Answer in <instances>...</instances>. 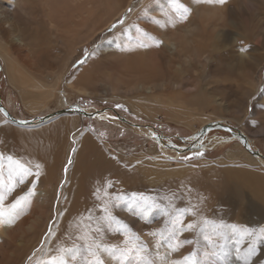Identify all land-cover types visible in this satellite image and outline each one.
<instances>
[{
	"label": "rangeland",
	"instance_id": "1",
	"mask_svg": "<svg viewBox=\"0 0 264 264\" xmlns=\"http://www.w3.org/2000/svg\"><path fill=\"white\" fill-rule=\"evenodd\" d=\"M192 1V7H196L195 3L201 0ZM240 2V0L229 1L230 22L222 26L224 34L233 38L235 42V45L228 49L230 52L257 53L264 59V0H244L242 4ZM181 5L191 10V6L183 1ZM181 5L177 6L172 0L168 1V9L177 7L176 11L179 15H181L180 8L183 11ZM133 9L134 6L131 10L129 9L124 18L116 19L115 23L93 40L78 46L77 53L72 56L63 72L61 70L55 75L58 79L57 86H59L56 88L57 94L62 95L64 91L70 92L67 84H70V81L82 72L90 61L98 59L104 51L110 52L109 48L117 43L121 32L130 33L127 23L133 19L131 18ZM177 19L180 22L185 20V18ZM150 21L157 22L154 18ZM242 22L248 25V32L252 31L249 33L253 40L246 39L245 45L241 42L242 38L237 35L241 32L238 28ZM139 33L146 35L148 39L131 37V44L140 45V42H143L142 44L151 45L148 41H154V43L162 41L160 37L149 39L148 31L142 28ZM214 47L210 46L207 53ZM230 56L232 53H226L223 56L216 54L215 57L218 59L209 63L213 66V73L210 69H206L193 78H189L188 75L184 78L183 75L182 84H191L200 80L208 81H205L206 84L203 82L204 86L209 84V90H203L200 96L204 102L203 107L197 112L194 111V107H199V105L195 106L197 95L191 96L189 93H184L176 97L173 95L174 89L168 92L160 89L154 96H146L143 91L133 94L123 91L113 94L110 91L102 94L100 88L97 89L100 92L99 95L93 97L77 91L64 96L57 95L58 104L47 105L32 111L27 105L25 106L17 90L9 81L7 62L11 55L0 52V96L2 106L7 108L13 118L36 120L74 105L83 107L91 114L102 112L100 116L102 118L65 115L42 125L26 127L13 125L14 123L0 111V153H3L5 157L8 155L15 157V155L12 150L9 152L6 148L3 149L6 145L4 136L7 137V145L14 143L11 140L13 137L21 146L15 134L19 131L36 130L59 119L80 120L73 133L76 141H71L68 135L65 136L66 140L60 141L64 153L59 161L50 163L48 167L42 166L38 179L34 176L26 178L9 195L5 207L16 198L26 196L33 190V184H35V195L31 197L27 211L14 223H7L5 220L4 223H0L1 225L18 226L20 219L28 216L32 209L41 216L40 221L36 220V226L31 233L17 237L19 239L17 244L7 241V237L0 235V243L10 250V257H12L10 260L13 264H51L50 257L56 254L57 249L52 246L54 245L53 236L59 223L68 217L65 212L72 208L74 196L80 201L84 196L83 174L74 172V168L78 163L76 156L79 137L86 132L95 135L98 138L97 141L106 147L104 152L112 160L113 166L106 171L104 177L95 175L89 181V188L94 193L92 204L89 207H81V212L76 219L72 220L71 227L76 226L78 229L77 225H80L82 226L80 229L85 231L88 227L93 230L95 227H101L103 228L102 236L98 235L97 239L107 245L123 248L126 240L137 245L144 244L147 246L145 255L155 261V264H161L159 257H166L167 264H171L172 261H176L177 264H192L194 259L204 264L206 259L204 253L210 249L216 251L218 255H209L207 264H217V262L264 264V200L254 198L253 195L256 194L252 190L253 187L248 188L245 183L235 180L231 174V172L243 174L245 170L264 180V162L248 152L244 144L233 138L231 133L222 130L210 131L202 143H197L202 145L204 143L208 147L203 146L198 150L186 151L184 154H178L172 148V146L185 148L189 144H196L197 140L192 138L194 134L200 132L207 123L221 122L234 132H236L234 129L241 131L248 138L253 152H259L264 158V123L261 122L264 120V64L256 74L257 76L255 75L257 78L253 76L244 87L239 84L241 76L236 68L228 70L218 67L224 63L225 58ZM12 57L17 55L12 54ZM166 58L171 59L167 54ZM227 73L230 76L229 80L225 75ZM251 81L252 84H258L256 92L249 98L247 106L237 112L236 110H241L240 95L227 93L228 87L236 85L247 88ZM136 95L140 96L139 101L135 100ZM105 115L107 116L104 118ZM213 115L216 116L213 117ZM194 116L196 120L193 122L190 119ZM210 117L212 121L203 122ZM121 119L135 126L124 124ZM9 126L13 128V133H10ZM85 128L87 130L78 135ZM154 135L164 136L167 139H158ZM225 140L230 142L223 143ZM200 153L203 154L200 155ZM140 165L160 172L163 181L151 183V180L155 178L152 179L151 175L145 177L138 175L132 178L131 175L125 174L133 172L134 169L141 167ZM4 166L6 172V160ZM170 171H178V173L165 177V174ZM206 177L214 178V180L211 178L208 180ZM167 180L172 183L162 185L168 182ZM78 181L82 182L81 191L77 188ZM130 184L142 185L133 187ZM222 188H225V193L220 196L223 193ZM140 196L149 198V201L153 202L152 207L142 206L139 201ZM105 207L110 209L113 219L110 224L98 226L96 216L95 222L93 220V211L101 212L98 218L102 219L105 215L103 211ZM188 209L195 210L196 215L187 212ZM127 212H129L128 216ZM177 221H182L184 225L195 222L196 227L192 230H181V225L176 223ZM45 223L47 227L41 237L40 231ZM220 225L223 226L219 229L224 233L223 238L217 235V226ZM66 231L71 236V243H82L76 240V235L71 231ZM161 231L165 233V239L157 247L159 237L152 233ZM136 236L139 237L138 241L134 239ZM177 241H188V243H182L177 251H172L170 244ZM217 242L222 247L213 249L212 246ZM71 243L63 245L70 246ZM164 249L169 255L164 254ZM13 251L19 252L13 255ZM2 257L3 251L0 250L1 264L4 263ZM112 264H118V262L114 260Z\"/></svg>",
	"mask_w": 264,
	"mask_h": 264
},
{
	"label": "bare ground",
	"instance_id": "2",
	"mask_svg": "<svg viewBox=\"0 0 264 264\" xmlns=\"http://www.w3.org/2000/svg\"><path fill=\"white\" fill-rule=\"evenodd\" d=\"M168 1L0 0V52L5 55H11L7 62L10 83L17 90L25 106L27 105L32 111H36L47 105L58 104L57 95L60 94L56 92V88L59 86H57L58 79L55 75L61 70L63 72L72 56L77 53L78 46L93 40L97 35L103 33L111 24L115 23L116 19L124 18L129 9L131 10V7L134 6L131 17L133 19L127 23L130 33L121 32L117 43L109 48L110 52L104 51L98 59L90 61L88 66L72 79L70 84H67L70 92L77 91L78 93L81 92L93 97L99 95L98 93L100 92L97 89L100 88L102 94H107L110 91L113 94L120 91L129 94L143 91V94L146 96H154L160 89L165 92L174 89L173 95L176 97L184 93H189L191 96L197 95L195 106L199 105V107H194V111L197 112L203 107L202 103L204 102L200 96H202L203 90H209V84L203 85V82L206 84L205 81L207 80L182 84L183 75L184 78H186V75L189 78H193L194 76H199L206 69H210L213 73V66L209 63L218 59L215 57L216 54L223 56L226 53H232V56L225 58L224 63L218 65V67L228 70L233 67L236 68L241 76L239 84L246 87L249 80L262 69L264 59L257 53L247 54L244 51L240 53L237 51L230 52L228 49L232 48L235 42L233 38L224 34L222 26L230 22V0H225L223 4L217 3L216 0H201L195 3L196 7H192V0H178V2L172 0L177 6H180L182 1L191 6L190 12L185 14L186 18L182 22L177 19L183 18L176 11L177 7L168 9ZM240 1L244 2V0ZM182 12L180 8V13ZM151 18H154L157 22L151 23ZM244 24L245 22L240 23L238 29L241 32L237 35L242 38L241 42L245 45L246 39H253L249 33L252 31L248 32V25ZM141 28L148 31L147 35L150 37L149 39L162 38L159 45L154 43V41H148L151 45L147 47L131 44V37L141 40L148 39L146 35L139 33ZM142 43L140 42V44ZM210 46L214 48L207 53V49ZM12 54H16L17 57H12ZM166 54L171 57L170 60L166 58ZM5 57L7 58V56ZM192 60L194 62H191ZM59 75L61 74L59 73ZM225 75L227 80H229V73ZM250 83V86L247 88L236 85L228 87L227 93L231 95L237 93L240 95V109L247 106L249 98L256 92L258 84H252V81ZM70 92L64 91L60 96L68 95ZM135 100L139 101L140 96L136 95ZM71 107L57 110L54 113L46 115L43 120L40 119L38 121L36 119L33 120L32 124L26 125L18 122L26 120L13 118L7 108L0 104V109H2V112L9 121L14 123L13 125L17 124L26 127L42 125L65 115H77L81 117L82 114L80 113L85 112L83 107L79 105L76 108H79L78 111L80 113L71 112ZM236 111H242V109ZM195 116L190 120L194 122L196 120ZM121 120L122 123L133 127L131 123L125 122L123 119ZM210 120L212 121L211 117L203 120V122L207 123ZM78 122L80 120L77 118L59 119L36 130L19 131L15 134L18 136L21 146L17 144V141L13 137H11V140L14 142L11 144L12 146L7 145V137L4 136L6 145L3 149L6 148L9 152L12 150L16 158L30 163L33 168L37 163L43 167H48L50 163L58 162L64 153L60 141L66 140V135L69 136L71 141H76L73 133ZM261 122L264 123V120H261ZM86 130V128L85 130H81L78 135ZM9 131L13 133L11 126H9ZM2 133L4 135L3 131ZM97 139L95 135L89 132L83 133L79 137L76 156L78 163L74 168V172L83 174L84 196L81 201L74 196L72 208L65 212V215H68V217L61 220L53 236L54 241L52 243L54 245L49 241L50 245L54 247L71 243V239H69L71 236L66 230L71 231L76 236L81 231H85L76 229V226L71 227V222L79 216L81 207H89L92 204L94 193L89 188V181L95 175L104 177L106 171L113 166L112 160L104 152L106 147L99 143ZM200 145L189 144L185 148H190L187 150L191 151V148H198ZM203 146L208 147L204 143L201 147ZM176 152L178 154L186 153V151L179 150ZM254 155L264 162L262 154L256 152ZM142 167L143 169H141ZM170 172H167L165 177L178 173V171ZM243 172V174L233 172L231 174L235 180L245 183L248 188L253 187L252 190L256 194L253 195L254 198L264 200V180L259 179L256 175L254 176L252 172L245 170ZM45 173L48 174L47 171ZM125 174L131 175L132 178H136L138 175L141 177L151 175L152 179L154 177L158 179L154 178L151 180V183L163 181L160 172L144 168V165L134 169L133 172H126ZM207 178L209 180L211 177ZM211 179L214 180V178ZM167 181L162 183V185L166 186V184L172 183L170 180ZM130 185L137 187L142 184ZM77 188L79 191L82 190L81 181H78ZM221 191L223 193L220 196L225 193V188H222ZM8 200L9 196L5 200V206ZM30 212L28 216L20 219V223L16 227H13L12 224H0V235L7 237V241L17 244L19 241L17 237L31 233L36 226V220L40 221L41 219V216L37 214L35 209H32ZM93 212L94 222L96 216L97 225H105L101 223L102 219L98 218L101 212ZM128 214L129 212H127V216ZM90 215L92 216L91 213ZM32 216H35L36 219L32 218ZM46 227L47 224L45 223L43 229L40 231L41 237ZM101 229L103 230V228ZM102 230L99 236H102ZM0 250L3 251V264H13L10 260L12 257H10L11 254L8 247L0 243ZM18 252L13 251L12 254L16 255ZM164 254L169 255L166 250ZM113 261L106 258L107 264H112Z\"/></svg>",
	"mask_w": 264,
	"mask_h": 264
},
{
	"label": "snow or ice",
	"instance_id": "3",
	"mask_svg": "<svg viewBox=\"0 0 264 264\" xmlns=\"http://www.w3.org/2000/svg\"><path fill=\"white\" fill-rule=\"evenodd\" d=\"M178 2V0H176ZM217 3L223 4L225 0H216ZM183 8V6L181 5ZM190 9L183 8L181 16L186 18V13H189ZM123 23V21H120ZM159 45L160 41L156 42ZM148 45L140 44V47H147ZM2 111V109H0ZM203 153H200L202 155ZM7 161V169L5 172L4 161ZM71 163V161H69ZM33 167L28 162H24L19 158L12 155L4 156L0 153V223H14L21 215H23L28 206L31 203V197L35 195L34 189L35 184H33V190L29 191L26 196H20L14 200L9 206L5 207V200L7 197L15 191L18 184H22L24 180L28 177L34 176L39 178L42 171V165L37 163ZM134 196L136 194H133ZM139 201L142 206L152 207V203L149 198L140 196ZM105 215L102 217V224H110L113 217L111 216L110 209L105 207L103 209ZM192 215H196V211L193 209H188ZM91 220V217H89ZM176 223L181 225V230H192L196 227L195 222L188 223L184 225L182 221H177ZM206 223V221H205ZM222 225L217 226V235L223 238L224 233L219 229H222ZM78 230L80 225H77ZM101 227H96L94 230L88 227L86 231H81L79 235L76 236V240L82 243L72 242L70 246L60 245L56 249V254L50 257L51 264H107L106 258L109 260H115L118 264H155V261L150 259L145 253L147 252V246L144 244L137 245L136 243H131V241L126 240L125 246L123 248L116 245H107L102 241L98 240L97 237L101 232ZM175 231V229H174ZM154 236H158L157 247L160 246L163 239H165V233L163 231L158 233H152ZM251 235V233H249ZM71 239V237H69ZM135 240H139V237H134ZM208 239H211L208 237ZM182 243H188V241H177L176 243L170 244L172 251H177ZM222 247L218 242L212 246V248ZM194 256L196 254H193ZM211 256H217L218 253L212 249L204 253L205 262L207 264V258ZM161 264H167L166 257H159ZM171 264H177L176 261H172ZM192 264H200L199 261L193 260ZM221 264V262H217ZM247 264V262H245Z\"/></svg>",
	"mask_w": 264,
	"mask_h": 264
},
{
	"label": "water",
	"instance_id": "4",
	"mask_svg": "<svg viewBox=\"0 0 264 264\" xmlns=\"http://www.w3.org/2000/svg\"><path fill=\"white\" fill-rule=\"evenodd\" d=\"M0 104L2 105V101H1V97H0ZM77 106H75V107H71L70 108V111L72 112H79L78 111V109L79 108H76ZM85 111V110H84ZM86 112V111H85ZM80 113V114H82V115H84V116H87V117H100L101 116V113L102 112H99V113H88V112H86V113ZM45 117H42V118H38V121L41 119V120H43ZM125 121V120H124ZM20 124H32V122H34L33 120H26V121H18ZM126 122V121H125ZM132 126H135V125H133V124H131ZM212 130H222V131H227V132H229V133H231V135H232V137L233 138H235V139H238L239 141H241L243 144H244V146H245V148L248 150V152H250L252 155H254V154H256V152H253V150L250 148V143H249V140H248V138L244 135V134H242L241 133V131H239L238 129H234V130H236V132H234L229 126H227V125H224V124H222L221 122H214V123H210V124H208V125H206V126H204L203 128H202V130L200 131V132H198V133H196V134H194L193 135V137L192 138H195L197 141H195L196 142V144L197 143H202V141H203V139H204V137L210 132V131H212ZM154 136H157V138L158 139H167L166 137H164V136H160V135H154ZM191 138V139H192ZM179 140H181V138L179 139ZM184 141H187L188 139H183ZM224 142H230L229 140H225ZM201 146H202V144L198 147V148H201ZM172 148H174L175 149V151H177V150H179V151H188L187 149H190V148H178V147H175V146H172ZM198 148H191V151L192 150H197ZM254 156H256V155H254Z\"/></svg>",
	"mask_w": 264,
	"mask_h": 264
}]
</instances>
